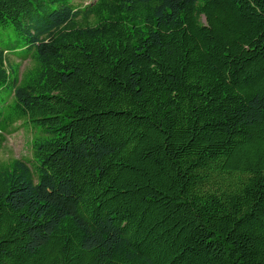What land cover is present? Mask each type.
<instances>
[{"label":"trees","instance_id":"trees-1","mask_svg":"<svg viewBox=\"0 0 264 264\" xmlns=\"http://www.w3.org/2000/svg\"><path fill=\"white\" fill-rule=\"evenodd\" d=\"M0 90V264H264V0H0Z\"/></svg>","mask_w":264,"mask_h":264},{"label":"rangeland","instance_id":"rangeland-1","mask_svg":"<svg viewBox=\"0 0 264 264\" xmlns=\"http://www.w3.org/2000/svg\"><path fill=\"white\" fill-rule=\"evenodd\" d=\"M73 1L83 6L90 0ZM11 58L19 63L18 73L20 76L33 64L30 57L20 58L11 53ZM4 92V90H0V95L4 94ZM10 100L9 98L7 101L10 102ZM36 134V130L21 123H17L7 131L0 133V164H6L12 159H30L31 141Z\"/></svg>","mask_w":264,"mask_h":264}]
</instances>
